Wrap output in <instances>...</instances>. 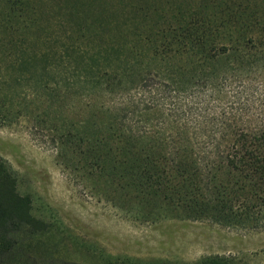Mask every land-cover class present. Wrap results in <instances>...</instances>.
I'll return each instance as SVG.
<instances>
[{
  "label": "trees",
  "instance_id": "1",
  "mask_svg": "<svg viewBox=\"0 0 264 264\" xmlns=\"http://www.w3.org/2000/svg\"><path fill=\"white\" fill-rule=\"evenodd\" d=\"M4 3L0 24L24 19L26 0ZM187 9L168 15L138 4L107 16L78 2L77 28L60 50L22 49L9 64L14 77L4 84L34 82L36 91L22 93L19 109L0 100V127L20 118L50 124L59 163L145 223L264 230V0ZM39 226L0 163V264L20 233Z\"/></svg>",
  "mask_w": 264,
  "mask_h": 264
},
{
  "label": "rangeland",
  "instance_id": "2",
  "mask_svg": "<svg viewBox=\"0 0 264 264\" xmlns=\"http://www.w3.org/2000/svg\"><path fill=\"white\" fill-rule=\"evenodd\" d=\"M198 1L26 0L24 19L0 24V100L7 99L19 109L22 93H35L34 82L16 89L4 84L14 77L9 64L21 56L22 49L28 54L47 48L60 50L77 28L72 13L78 2L87 11L100 14L104 10L110 16L138 4L170 15L177 8L188 10ZM4 5L0 0V17ZM8 24L13 25V32L2 28ZM54 70L62 72L61 68ZM68 101L65 109L72 106ZM6 107L0 101L1 113ZM147 119L155 121L157 116ZM6 124L0 127V163L16 180L19 195L30 200L32 218L41 225L19 234L7 264H196L215 256L237 264H264V230L208 221L145 223L100 199L59 163L50 124L21 118Z\"/></svg>",
  "mask_w": 264,
  "mask_h": 264
}]
</instances>
